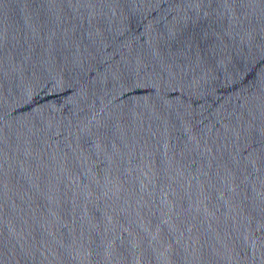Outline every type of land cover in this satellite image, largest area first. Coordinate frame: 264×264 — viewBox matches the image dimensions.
<instances>
[{"label": "water", "instance_id": "95a60500", "mask_svg": "<svg viewBox=\"0 0 264 264\" xmlns=\"http://www.w3.org/2000/svg\"><path fill=\"white\" fill-rule=\"evenodd\" d=\"M0 264H264V0H0Z\"/></svg>", "mask_w": 264, "mask_h": 264}]
</instances>
